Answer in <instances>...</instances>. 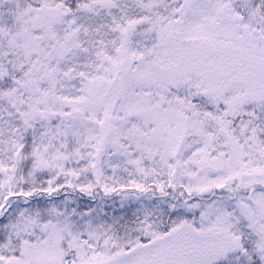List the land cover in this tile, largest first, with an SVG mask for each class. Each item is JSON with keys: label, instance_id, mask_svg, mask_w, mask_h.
Wrapping results in <instances>:
<instances>
[{"label": "snow or ice", "instance_id": "1", "mask_svg": "<svg viewBox=\"0 0 264 264\" xmlns=\"http://www.w3.org/2000/svg\"><path fill=\"white\" fill-rule=\"evenodd\" d=\"M0 264H264V0H0Z\"/></svg>", "mask_w": 264, "mask_h": 264}]
</instances>
